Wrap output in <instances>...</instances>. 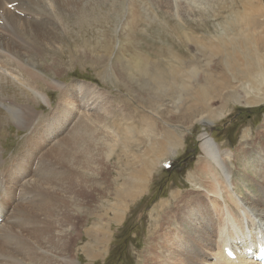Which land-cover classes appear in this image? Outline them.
<instances>
[{
  "label": "rangeland",
  "instance_id": "1",
  "mask_svg": "<svg viewBox=\"0 0 264 264\" xmlns=\"http://www.w3.org/2000/svg\"><path fill=\"white\" fill-rule=\"evenodd\" d=\"M141 1H130V6L144 4L146 11L138 7L134 21H128L130 14L126 13L121 22H117L120 26L116 35L109 29L111 22L101 21L105 22L102 26L105 31L100 34L96 28L83 32L76 29L74 34L68 35L53 32L46 33L42 45L35 50L20 45L0 48L1 62L4 57L18 62L21 54H25L36 75L28 77L24 86L9 80L1 85L2 96L27 103L24 129L11 123L3 131L7 135L1 140L6 155L15 154L17 149L27 152L24 167L27 175L24 187L18 188L26 199L20 213L15 214L19 228L14 231L18 234L12 235V247H2L0 264H12L16 260L14 256L18 252L11 248H17L14 245H18L19 233L26 241V252L17 257L23 264H144L145 256L150 254L151 238H156L160 223L169 217L168 208L172 209L178 202L174 195L200 194L192 190L187 178L194 180L195 164L199 155L202 156L198 135L203 130L223 149L232 151L229 162L236 180H242V173H250L249 163H244L256 155L252 148L264 143V135L260 133L264 132V99L257 95L260 92L264 95V82L259 91H246L240 76L251 74L264 81V61L256 60L258 71H239L240 76L226 68L234 61L219 60L203 65L192 55V41L188 42L190 51L179 48L173 30L177 19L164 15L159 3L150 9L148 0L147 3ZM194 1L202 8L218 6L215 10L221 4V0ZM108 4L110 10L120 6V2ZM196 13L199 15L196 19L184 20V30L200 35L201 29L212 30L219 22L212 16L205 14L201 18L200 12ZM125 22L129 23V30L123 26ZM22 35L29 37V33ZM105 42L108 49L104 47ZM133 55L142 61L138 69L126 66L125 60ZM169 64L187 70L184 76H188V80L183 89L178 82L172 84ZM189 71L192 74L187 75ZM158 75L162 77L159 80H163L164 88L155 78ZM208 75L216 82L200 101L198 88L206 85L200 77ZM189 85L187 93L184 90ZM35 92L44 95L48 105L41 102ZM184 96V106L174 114L158 109L165 101L173 103V97L175 102L180 97L183 101ZM251 99H258L262 104L249 106L246 103ZM148 110H155L159 119H150ZM200 112H205V119L212 125L197 122ZM58 114H64L66 121L59 118L52 124L53 138L49 136L50 130L43 135L48 119ZM168 130H176L177 134V140L171 139L173 144L170 145L176 148L175 154L169 156L172 168L165 169L157 163L151 167L142 187H133L126 164L132 160L129 157L143 153L150 146V155L158 154V143L166 141ZM40 135L42 143H34ZM241 146L245 150L239 149ZM243 164L245 172L237 174L234 167ZM9 166L10 163L7 169ZM18 177L22 184V176L18 174ZM37 180L40 190L34 196L28 184L30 181L36 184ZM15 199L16 196L7 198L9 207H13ZM120 212L122 220L117 222L115 215ZM96 231H104L100 234L102 241L94 234Z\"/></svg>",
  "mask_w": 264,
  "mask_h": 264
},
{
  "label": "bare ground",
  "instance_id": "2",
  "mask_svg": "<svg viewBox=\"0 0 264 264\" xmlns=\"http://www.w3.org/2000/svg\"><path fill=\"white\" fill-rule=\"evenodd\" d=\"M110 1L113 2V5L114 3L120 2V6L113 9L111 8L112 10H110L108 6ZM130 1L133 0H0V20L2 21L0 23V48H6L8 45H20L25 49L35 50L42 45L43 36L46 33L53 32L68 35L76 31V29L82 30L83 32L96 28V31L100 34L105 31L102 27L105 25V22L102 24L101 21H106L107 23L111 22L109 29L116 35L118 34V26H120L117 22H121L126 13L130 14L129 20L127 19L130 21L132 18L134 19L138 7H141L143 12L146 11L144 4H141V6L139 4L138 7L136 4V7L132 8L130 6ZM148 3L149 8L153 5L156 6L155 3H159L164 15H167L169 18L175 17L177 19V23L173 26V30L179 41V48L182 46L181 49L185 50L187 48V50L190 51L188 42L192 41L194 44L192 55L203 65L213 64L215 61L219 60H223L225 63L234 61L226 68L240 76L238 74L239 71L249 69L258 71L259 68H255L257 64L256 60H258L259 63L264 61V0H233L230 3L221 0L218 10L214 9L218 6L214 7L212 5L202 8L200 4L194 0H148ZM7 4H12L14 6L13 8L7 7ZM16 11L21 14H18ZM196 12H200L201 18L206 14L212 16L213 19H219V22L212 30H208L206 27L201 29L200 35L196 31L184 30V20L196 19V17H199ZM152 14L153 17L156 15L155 12ZM150 22L152 21L150 20ZM128 24V22L123 24L125 29L129 28ZM30 31H33V33ZM128 32L129 31L126 32V37ZM25 33H29V37L22 35ZM123 34L125 35V33ZM237 37H239V39H237ZM13 38L16 43L12 42ZM104 47L108 49L106 42L104 43ZM209 55H212V57L209 58ZM125 62L126 66L134 67L135 69L140 68L141 66L139 64H142V61L139 57L137 58L136 55L125 60ZM31 66L32 63L25 54H21L20 61L18 62H13L9 57H4L3 62L0 60V206L3 212V220L0 223V251H3V246H11L10 243L12 235L15 233L14 230L16 227V230L19 228V222L15 214L20 213V207L26 203V199L24 198L19 202L23 194L18 188L24 186L23 183L21 184L18 180V178H20L18 174L22 176L21 174H23L26 165L25 160H27L25 158V153L27 152L25 151L17 149L16 153L13 155L11 153L6 155L3 152L4 146L1 140L7 135L3 131L6 126H9L11 123L17 125L18 128L24 129L27 103L18 102L17 100L2 96L1 85L3 82L5 83L6 80H9L11 82L16 81L24 86L28 77L36 76L35 73L32 72ZM186 71L187 70L177 65L169 64L168 72L170 73L172 84L178 82L179 88L183 89L188 80V76H184ZM190 74H192V71L187 72V75ZM240 77L243 79V83L246 84V91H259L264 82L255 79L251 74H248L246 77ZM155 78L161 82L159 86H163L162 88H164L163 80H159V78L161 79L162 77L158 75ZM200 78H202L206 84L198 88L201 101V97L206 94L207 89L216 81H214L210 75ZM217 84L218 86L221 85L220 82ZM226 86L234 88V86L228 84H226ZM190 88L191 86L189 85L184 91L188 93ZM35 95H38L41 102L48 105V101L44 95H39L38 92H35ZM257 95L259 98L264 99V95L261 94V92ZM185 99L184 96L183 101L177 100L175 102L176 99L174 100L173 97V103L170 100V102L167 101V103L165 101L158 109L164 110L168 114H174L176 109H181L184 106ZM26 100L28 102V99ZM260 103L258 99H251L246 104L249 106L257 104L260 106ZM147 112L150 119H159V115H157L155 110H148ZM60 114L48 119L43 135H47L52 124L55 125L54 123L58 122L60 119L66 121L64 114ZM198 116L197 122H205L206 125H212V122L205 119V112H200ZM34 122L35 119H33L32 124H34ZM154 124L155 122L153 125ZM175 131L176 130H168L165 132L166 141L158 143V149L160 150L158 154L151 156L150 146L149 149L144 150L141 154L139 152L133 153L132 157H129L132 158L131 161L126 160L128 161L126 164L129 166L128 176L133 183V187L138 189L142 187L143 182L151 173V167L155 164L164 165L165 162L171 161L169 156L175 154L176 151L174 146H170L173 144L171 143V141H173L171 139L177 140ZM260 133L264 135V132ZM49 136H53L51 130ZM41 137L40 135L38 140L34 143L40 141ZM198 140V147L202 156L199 155L197 163L195 164L196 170L195 173H193L194 180L187 179L191 181L192 190L198 191L200 194L196 195L192 193L189 195L191 197L174 195V198H177L178 202L176 201L177 203L172 209L168 208L170 212V214H168L169 217L165 218L160 223V231L156 238H151L149 248L150 254L145 256L143 260L144 264H208L209 258L216 250L214 243L218 242L217 235L229 234L232 239H236L234 235L238 234L243 228L244 216L240 212L241 210L246 219L249 220L252 216H259L264 222V143L252 148L255 151L256 157L251 156V159H247V162L244 163H249L248 172L250 173H242V180L238 181L236 180L237 178H234V174L232 173L234 169H231L229 162L231 154L233 155L232 151L223 149L215 142L212 135L207 131L204 132V130L198 135ZM63 142L65 143L66 140ZM53 147H56V145ZM15 148L18 147L16 146ZM239 149L245 150L242 146ZM252 151L253 150H251V152ZM12 152L14 153V151ZM126 155L127 154H125V157H127ZM7 163H10L8 169ZM244 164L241 167H238V165L234 167L238 170L237 174L245 172ZM190 176L192 177V175ZM140 180H142V182ZM25 182L26 179L24 183ZM34 182L35 181H30L28 185L32 187L33 195L35 196L40 189L38 180L36 184H32ZM26 188L25 186L22 190L24 191ZM14 196H16V203L13 204L11 208V205L9 207L7 198H14ZM185 198L188 200H185ZM26 211L27 210H25V212ZM170 217L172 218L170 219ZM20 218L22 219L21 216ZM115 220L117 222L122 220L121 212L116 213ZM51 223L55 230V222L52 221ZM22 226L24 225H21V227ZM103 232L104 231H96L94 234L102 241L103 239L100 238V234ZM19 235V240L18 238L16 239L18 240V245H14L13 243L14 247L17 246V248H11V251L18 252L15 256L11 253V256H14V259H16L12 261V264H23L22 261H17V257L26 252V246L24 244L26 241L22 240L23 235L21 233H19ZM190 239L200 245V252L196 246L191 247L189 245ZM228 239L229 236L225 237V241H228ZM37 250L38 252L42 251H39V249ZM35 251L36 248L34 247V254ZM57 259L61 261L60 257ZM227 264L235 263L227 262ZM242 264L255 263L245 262Z\"/></svg>",
  "mask_w": 264,
  "mask_h": 264
}]
</instances>
